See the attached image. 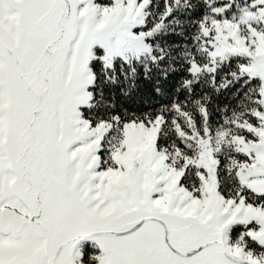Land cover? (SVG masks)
Segmentation results:
<instances>
[{
    "label": "snow or ice",
    "instance_id": "6c2138e0",
    "mask_svg": "<svg viewBox=\"0 0 264 264\" xmlns=\"http://www.w3.org/2000/svg\"><path fill=\"white\" fill-rule=\"evenodd\" d=\"M0 264H264V0H0Z\"/></svg>",
    "mask_w": 264,
    "mask_h": 264
},
{
    "label": "trees",
    "instance_id": "16d2710c",
    "mask_svg": "<svg viewBox=\"0 0 264 264\" xmlns=\"http://www.w3.org/2000/svg\"><path fill=\"white\" fill-rule=\"evenodd\" d=\"M238 228H239V226H237V227H234V233H235V231H237L238 230ZM88 251H93L91 248H89L88 249ZM98 251V250H97Z\"/></svg>",
    "mask_w": 264,
    "mask_h": 264
},
{
    "label": "rangeland",
    "instance_id": "374dc122",
    "mask_svg": "<svg viewBox=\"0 0 264 264\" xmlns=\"http://www.w3.org/2000/svg\"><path fill=\"white\" fill-rule=\"evenodd\" d=\"M234 227H237V226H234Z\"/></svg>",
    "mask_w": 264,
    "mask_h": 264
}]
</instances>
